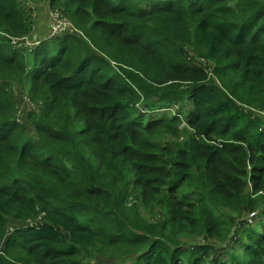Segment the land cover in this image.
<instances>
[{"label":"trees","instance_id":"16d2710c","mask_svg":"<svg viewBox=\"0 0 264 264\" xmlns=\"http://www.w3.org/2000/svg\"><path fill=\"white\" fill-rule=\"evenodd\" d=\"M58 9L80 34L11 43ZM246 107L264 110V0H0V264H264Z\"/></svg>","mask_w":264,"mask_h":264},{"label":"built area","instance_id":"2783aa9c","mask_svg":"<svg viewBox=\"0 0 264 264\" xmlns=\"http://www.w3.org/2000/svg\"><path fill=\"white\" fill-rule=\"evenodd\" d=\"M66 32L71 33V34H74V33L80 34L77 28L71 24L69 19L59 9L54 10V11L51 10L49 14V21H48L47 38L52 39ZM10 41L15 47L31 48L32 45H35L38 43V41H36L35 43H32L28 39V36L10 37ZM26 101L29 107H33L32 101L28 97H26ZM259 113L264 114V110L259 111ZM40 218H41V215L37 220H28L27 224L31 227L33 226L37 227V225H39L40 223ZM9 229L12 230L11 227Z\"/></svg>","mask_w":264,"mask_h":264},{"label":"rangeland","instance_id":"374dc122","mask_svg":"<svg viewBox=\"0 0 264 264\" xmlns=\"http://www.w3.org/2000/svg\"><path fill=\"white\" fill-rule=\"evenodd\" d=\"M28 4L29 5H31V6H33V7H31L30 8V10L32 11V17H34V19H33V21L34 20H38L39 22H41V19H38L37 17H38V15H42V14H45V13H47L48 12V10H47V8H44L45 7V5H46V3H44V2H37V3H32V2H28ZM50 14V13H49ZM38 21H37V23H38ZM48 21H49V16H48V19H47V23H48ZM45 22V21H44ZM36 27H37V25H36ZM38 29H40V28H38ZM38 29H37V31H38ZM36 31V30H35ZM35 31H34V33H35ZM33 33V34H34ZM37 33V32H36ZM32 34V36L30 37V36H28V39L32 42V43H35L36 41H39V40H42V39H49V38H47V36H45L44 38L43 37H36L35 35H33ZM13 37H16V36H13ZM35 45H32V47L31 48H33ZM26 48H29V47H26ZM26 108H24V110H25ZM144 215L146 216V217H149V214L148 213H144ZM262 219L264 218L263 216L261 217ZM257 222V220H255L254 221V223L253 224H243V226L245 227V226H247V225H254L255 223ZM197 238H192V237H187V238H185L184 239V243L185 244H188V245H191V244H196V243H199V240L200 239H198V240H196ZM209 243H213L214 245H215V247H221L222 246V244L221 243H219L218 241H216V240H213V239H211V240H209L208 241ZM200 244H202V243H200ZM232 250H235V252H239L240 251V247L239 246H236L235 248H232L231 249V251ZM228 252V250H226L224 253H227ZM116 263V262H115ZM117 264H129V261H122V262H118Z\"/></svg>","mask_w":264,"mask_h":264},{"label":"clouds","instance_id":"9594fccd","mask_svg":"<svg viewBox=\"0 0 264 264\" xmlns=\"http://www.w3.org/2000/svg\"><path fill=\"white\" fill-rule=\"evenodd\" d=\"M56 38V37H55ZM54 39V38H53ZM26 47H18L17 49H24ZM247 109H249L250 111L254 112V113H259V111H263V110H258V109H255V108H250V107H246ZM260 115H263L264 114H260ZM44 215V213L41 214V217ZM259 217V210H255V211H249V212H245L242 214V216L240 218L237 219V222H239L240 220L243 222V224H253L255 220H257ZM41 218H40V223L39 225L41 224ZM39 225H37V227H39ZM25 226H29L27 224V221H26V225ZM12 228V230H10L9 228ZM31 227V226H29ZM33 227H36V226H33ZM16 229H18V226L16 225H9L7 227V233H12L14 232ZM199 242H202L201 239L199 240ZM101 264H108V263H101Z\"/></svg>","mask_w":264,"mask_h":264},{"label":"crops","instance_id":"0c3cea01","mask_svg":"<svg viewBox=\"0 0 264 264\" xmlns=\"http://www.w3.org/2000/svg\"><path fill=\"white\" fill-rule=\"evenodd\" d=\"M38 28H39V25L36 27V31H35V33L33 35H35L36 37H41L40 34H41L42 31H41V29H38ZM37 29H38V31H37Z\"/></svg>","mask_w":264,"mask_h":264}]
</instances>
